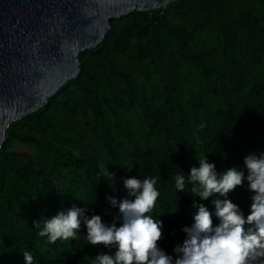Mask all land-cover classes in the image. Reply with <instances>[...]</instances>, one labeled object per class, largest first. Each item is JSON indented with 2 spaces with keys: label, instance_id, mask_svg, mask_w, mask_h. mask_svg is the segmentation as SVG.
Segmentation results:
<instances>
[{
  "label": "trees",
  "instance_id": "16d2710c",
  "mask_svg": "<svg viewBox=\"0 0 264 264\" xmlns=\"http://www.w3.org/2000/svg\"><path fill=\"white\" fill-rule=\"evenodd\" d=\"M110 25L79 54L78 76L6 130L0 264H25L24 249L35 264H88L85 255L114 251L88 244L83 225L49 243L32 221L75 205L111 223L118 209L106 196H125L128 176L157 177L158 245L175 256L195 211L175 189L177 171L205 154L218 172L243 167L246 154L264 150V0H175ZM229 196L247 214L246 188Z\"/></svg>",
  "mask_w": 264,
  "mask_h": 264
},
{
  "label": "clouds",
  "instance_id": "9594fccd",
  "mask_svg": "<svg viewBox=\"0 0 264 264\" xmlns=\"http://www.w3.org/2000/svg\"><path fill=\"white\" fill-rule=\"evenodd\" d=\"M204 126V122L199 125ZM133 166L127 163L121 167ZM105 171L114 181V173L107 168ZM122 184L125 196H106L108 204L118 209L111 223L102 221L99 214L87 215L85 207L73 205L49 218L33 219L38 235L54 243L77 237L83 225L88 244L114 248L112 252H97L94 257L85 255L88 264H264V259H258L264 257V150L246 154L243 167L218 172L205 154L187 174L177 171L175 189L193 197L195 211L191 223L181 228L185 235L173 247L175 256L158 245L163 222L153 215L159 196L157 177L128 176L122 178ZM237 186L250 193L247 214L229 196ZM210 197L214 206L211 210L203 203ZM213 216L218 221L215 224ZM22 253L25 264H35L31 250Z\"/></svg>",
  "mask_w": 264,
  "mask_h": 264
},
{
  "label": "water",
  "instance_id": "95a60500",
  "mask_svg": "<svg viewBox=\"0 0 264 264\" xmlns=\"http://www.w3.org/2000/svg\"><path fill=\"white\" fill-rule=\"evenodd\" d=\"M175 0H0V148L11 123L40 109L80 71L110 19Z\"/></svg>",
  "mask_w": 264,
  "mask_h": 264
}]
</instances>
